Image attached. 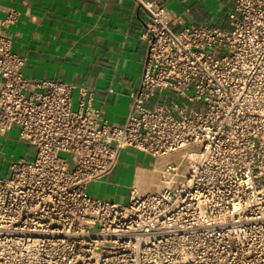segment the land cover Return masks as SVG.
Segmentation results:
<instances>
[{
  "label": "built area",
  "instance_id": "2783aa9c",
  "mask_svg": "<svg viewBox=\"0 0 264 264\" xmlns=\"http://www.w3.org/2000/svg\"><path fill=\"white\" fill-rule=\"evenodd\" d=\"M137 2L148 50L122 125L92 92L75 104L73 83L27 77L20 12L0 19V135L36 148L0 176V264H264V0H235L223 26ZM127 148L183 154L159 191L89 195Z\"/></svg>",
  "mask_w": 264,
  "mask_h": 264
},
{
  "label": "crops",
  "instance_id": "0c3cea01",
  "mask_svg": "<svg viewBox=\"0 0 264 264\" xmlns=\"http://www.w3.org/2000/svg\"><path fill=\"white\" fill-rule=\"evenodd\" d=\"M158 1L182 15L185 25H226L235 6V0ZM209 6L222 8V18L209 13ZM11 9L20 12L10 31L13 51L25 58L24 74L73 83L75 103L82 92H92L94 105L104 110L109 123L124 124L130 93L140 83L148 50L143 36L148 11L137 0H0V19ZM120 155L123 161L119 159L110 174L94 181L97 191L112 188L116 195H128L133 187L142 194L162 188L161 171L171 162L167 156L155 158L129 148ZM155 175L160 182L146 187V179ZM94 182L88 184L87 192Z\"/></svg>",
  "mask_w": 264,
  "mask_h": 264
},
{
  "label": "rangeland",
  "instance_id": "374dc122",
  "mask_svg": "<svg viewBox=\"0 0 264 264\" xmlns=\"http://www.w3.org/2000/svg\"><path fill=\"white\" fill-rule=\"evenodd\" d=\"M188 5H191V2H188ZM207 10L209 13L213 14L214 16L216 14V16H218V18H220V19L222 18L221 15L223 14V11H224V10H222V8L216 7V9H215V8H212V6L207 7ZM73 96H74V93H73ZM162 100H163V98H162ZM75 107H76V105H75ZM19 134H20L19 128L17 126H14L5 135H0V176L1 177H9L10 176V174H11L10 166L12 163L18 162L19 159L22 157L32 158L35 155V152H36L35 146H30L25 141L21 140L19 138ZM62 154L67 158L70 157V155L67 153H62ZM182 154H183L182 152L173 153L171 155H167L166 159L170 160V161H177V160L181 159ZM119 159H121L120 161H123L124 155H122V156L120 155ZM146 162H148V160ZM148 164H149V162H148ZM73 167H74V165L70 162V168H73ZM119 167L121 169L122 165H120ZM157 182L159 183L160 179L158 176L155 175V176H152V177H149L146 179L145 186L147 187V184L157 183ZM94 186H97V184H95V182L88 189V193L92 197L99 198V199H106V200L114 199L115 201L121 202V203H127L129 200V194L123 195V193L120 192L118 195H116L115 191L112 188H110L108 192L105 191L104 188L101 189V191H97V188H95ZM154 188H155V186H154ZM154 188H152V189H154ZM126 191H127V189H126Z\"/></svg>",
  "mask_w": 264,
  "mask_h": 264
}]
</instances>
